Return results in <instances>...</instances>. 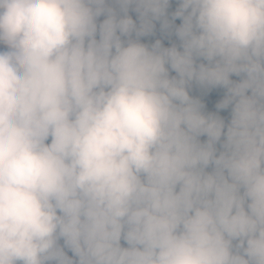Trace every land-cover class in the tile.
Instances as JSON below:
<instances>
[{
    "label": "clouds",
    "instance_id": "clouds-1",
    "mask_svg": "<svg viewBox=\"0 0 264 264\" xmlns=\"http://www.w3.org/2000/svg\"><path fill=\"white\" fill-rule=\"evenodd\" d=\"M171 2L0 0V264H264V0Z\"/></svg>",
    "mask_w": 264,
    "mask_h": 264
},
{
    "label": "rangeland",
    "instance_id": "rangeland-1",
    "mask_svg": "<svg viewBox=\"0 0 264 264\" xmlns=\"http://www.w3.org/2000/svg\"><path fill=\"white\" fill-rule=\"evenodd\" d=\"M176 6H177L176 0H172L171 4H170V6H169V12L174 11L175 8H176ZM130 14H132L133 17L135 18V15H136L135 12H130ZM101 18H102V17H101ZM177 18H178V17H177ZM177 18H176L175 23H177V20H178ZM156 38H161V39L163 40V43L167 45V44L171 43L172 40L175 39V36L173 35V36H171V37H168L167 35H165L164 33H162V32L160 31L159 22H157L156 31L154 32V34L149 35V36L141 37V39L144 40L145 42H152V41H154ZM0 47H3V45H0ZM172 74H174V72H173ZM233 78L235 79V78H237V77L234 76ZM192 86L195 87L196 85L193 84ZM220 89H221V90H220V92H219V98H218V100L221 98V96L223 95V92H224V89H223V88H220ZM196 93H198V94L201 93V91H200V87L197 88ZM198 94H196V95H195V94H192V95L198 96ZM215 99H216V98H215ZM216 100H217V99H216ZM218 100H217V101H218ZM204 101H210V99H207V98H206V100H204Z\"/></svg>",
    "mask_w": 264,
    "mask_h": 264
},
{
    "label": "trees",
    "instance_id": "trees-1",
    "mask_svg": "<svg viewBox=\"0 0 264 264\" xmlns=\"http://www.w3.org/2000/svg\"><path fill=\"white\" fill-rule=\"evenodd\" d=\"M177 19H178L177 20V24H178V23H180V18L178 17ZM198 87H199L198 85H196L195 87L192 86L190 88V93L191 94H195V95L198 94V93H196V90H197ZM220 90H221L220 88H213V89H210V90H203V89L200 88L201 93L198 94V96L203 101L206 111H215V104H216V102H217V100L219 98ZM206 98L210 99V101H204V100H206ZM227 114H228V109H222L221 110V115L227 116Z\"/></svg>",
    "mask_w": 264,
    "mask_h": 264
}]
</instances>
